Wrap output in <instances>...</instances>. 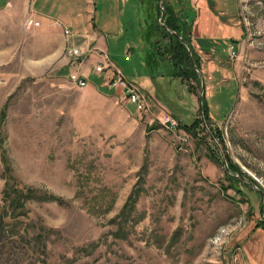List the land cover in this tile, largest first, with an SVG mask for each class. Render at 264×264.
<instances>
[{
  "label": "rangeland",
  "instance_id": "374dc122",
  "mask_svg": "<svg viewBox=\"0 0 264 264\" xmlns=\"http://www.w3.org/2000/svg\"><path fill=\"white\" fill-rule=\"evenodd\" d=\"M92 1L107 51L76 59L64 50V67L41 76H22L18 61L0 56V192L14 183L60 199L25 200L13 222L27 235L0 247V264H264V228L252 231L259 193L228 177L220 159L222 151L264 193V0H223V9L207 0L217 40L190 36L222 143L205 128L194 137L162 123L200 116V87L173 77L151 43L157 10L176 2L181 16L187 0ZM105 56L150 110L110 85L107 70L96 72ZM71 73L88 85L71 83ZM130 194L131 216L121 219ZM37 231L49 235L44 250Z\"/></svg>",
  "mask_w": 264,
  "mask_h": 264
},
{
  "label": "crops",
  "instance_id": "0c3cea01",
  "mask_svg": "<svg viewBox=\"0 0 264 264\" xmlns=\"http://www.w3.org/2000/svg\"><path fill=\"white\" fill-rule=\"evenodd\" d=\"M197 2L192 35L217 40L215 31H220V20L216 19L215 10L207 8V0ZM218 2L220 8H225L223 0ZM94 4L92 0H0V56L6 54V60L18 61L16 68L22 76H41L49 68L59 69L67 63L68 58L63 55L66 38L92 53L107 51L105 31L96 26ZM171 5L176 10V2ZM216 11L220 13V9ZM29 17L39 21V25L27 26ZM55 21L67 27L72 37H66ZM3 63L1 58L0 68L5 67ZM146 106L150 110L147 103Z\"/></svg>",
  "mask_w": 264,
  "mask_h": 264
},
{
  "label": "trees",
  "instance_id": "16d2710c",
  "mask_svg": "<svg viewBox=\"0 0 264 264\" xmlns=\"http://www.w3.org/2000/svg\"><path fill=\"white\" fill-rule=\"evenodd\" d=\"M157 7H159L158 0ZM185 8V6H184ZM158 16L161 17L162 24L158 23V29L160 32L159 39L153 40L152 47L158 57L162 60H165L168 63L170 73L173 77L180 79L183 81L187 88L193 92L194 86L192 81H194L200 87L201 76L196 71V67L200 68L201 66V58L199 54L195 51L191 43V29L192 24L195 19V10L192 8L190 10H183L182 15L178 16L174 9V6L171 5L169 8H164L162 10H157ZM190 12V13H189ZM181 13V11H180ZM189 13V14H188ZM191 15V17H189ZM185 18H184V17ZM189 17V18H188ZM175 31L178 34V37L171 36V32ZM179 37H181L185 42H183ZM236 40H231V42H235ZM190 53L192 55V60L190 59ZM63 73V72H61ZM199 110V109H198ZM203 113L206 122L211 123V118L208 114V110L206 104L204 102V93H203ZM208 125L210 130L209 133H206L208 138H211V135L217 142H223V134L217 127H212L211 124ZM179 128H182L186 133L195 137V134L198 132V129L201 128V131H206L202 126V121L200 116L196 119L192 120L189 124H181L180 122L177 123ZM224 154V153H223ZM228 167L230 171L225 169L227 176L229 177L231 171L233 174L236 172H240L237 167L231 163L230 159L227 155H224ZM214 159V157H212ZM8 168V167H7ZM235 175V174H234ZM235 180H239V178L235 175ZM143 179V178H140ZM236 192H238L236 190ZM239 193V192H238ZM40 194V195H39ZM256 194V192H255ZM32 195H35L36 200H56L60 201L58 197L52 194H48L45 191H40L38 189H34L32 187L27 186H17L14 183H5L4 188L0 192V247L4 245L8 240L14 238L16 235H27L28 229L22 227L20 225H16L13 222V219L19 218L21 216V211L24 208L25 200L32 199ZM255 196L259 197L258 194ZM249 197V196H248ZM34 199V198H33ZM133 194H130L128 200L122 206L118 217L124 219L128 216H131V209L135 202ZM250 201V198H248ZM255 199V198H254ZM252 202V201H250ZM260 210V206H259ZM261 214L264 215V202H263V211ZM256 223V228L262 227L264 228V217ZM6 218V219H5ZM52 231V230H49ZM22 232V233H21ZM49 238V235H44L43 233H39L37 231V236H35L34 241L38 247L42 250L45 249V240Z\"/></svg>",
  "mask_w": 264,
  "mask_h": 264
},
{
  "label": "built area",
  "instance_id": "2783aa9c",
  "mask_svg": "<svg viewBox=\"0 0 264 264\" xmlns=\"http://www.w3.org/2000/svg\"><path fill=\"white\" fill-rule=\"evenodd\" d=\"M26 24L30 25V26H38L39 21L34 20L33 17H29L26 20ZM55 24L59 28H61L63 34L66 37H68V38L72 37V33L70 32V30L67 27H65L60 21H55ZM67 42H68V44H66L65 50H67V53H69L71 56H74L76 59H78L79 57H81L85 53L91 52V50L89 48H85L82 51L80 46L72 45L73 43L69 42V39H67ZM230 53H232V55H233L234 51H232L230 49ZM95 69H96L97 73H100L104 70H107L110 74V76H109L110 85H112L116 88L119 87V88L123 89L125 91V93L127 94V96L129 97V99L132 102L137 103L138 109H141V110L147 109L146 102L144 100V96L140 92L139 88L136 87L131 82L127 81L124 78V76L122 75L121 71L116 66H114V64L112 62H110V60L108 59L107 56L104 57V59L100 62V64L95 67ZM69 81L78 87H82V86H85L87 84V78L84 76H80L76 73H71L69 75ZM162 123H167L169 126L177 125L175 120L173 118H170V117L166 118L164 121H162Z\"/></svg>",
  "mask_w": 264,
  "mask_h": 264
},
{
  "label": "water",
  "instance_id": "95a60500",
  "mask_svg": "<svg viewBox=\"0 0 264 264\" xmlns=\"http://www.w3.org/2000/svg\"><path fill=\"white\" fill-rule=\"evenodd\" d=\"M171 35L172 36H176L178 37V34L173 31L171 32ZM180 38V37H179ZM183 42H185L182 38H180ZM186 43V42H185ZM187 44V43H186ZM190 59L192 60V55L190 53ZM196 71L200 74L201 76V81H200V92H199V95H198V108H199V113H200V119L202 121V125L203 127L208 131H209V128L206 124V121H205V118H204V114H203V111H202V108H203V93H204V90H205V84H204V78H203V75H202V72L200 70V68L196 67ZM211 138L212 140H214L216 142V140L214 139V137L211 135ZM217 143V142H216ZM220 159H221V162L223 163V166L226 170L230 171L229 167H228V164H227V160L223 154L222 151H220ZM233 173V171H231ZM238 178H240L241 180H243L248 186H250L254 191H256L257 193H259L260 195V210L263 211V198H264V193L262 192V190L257 186L255 185L252 181H250L246 176H244L243 174L241 173H234ZM264 216V215H263Z\"/></svg>",
  "mask_w": 264,
  "mask_h": 264
},
{
  "label": "flooded vegetation",
  "instance_id": "af4514ba",
  "mask_svg": "<svg viewBox=\"0 0 264 264\" xmlns=\"http://www.w3.org/2000/svg\"><path fill=\"white\" fill-rule=\"evenodd\" d=\"M189 1L187 0V4H184V6H185V8H186V10H190V9H192L193 7L192 6H190L189 5ZM194 9V8H193ZM195 10V9H194ZM195 12H196V10H195ZM190 13V12H189ZM188 13V14H189ZM195 18H196V14H195ZM195 20V19H194ZM193 23H194V21H193ZM193 25V24H192ZM191 34H192V29H191ZM172 36V35H171ZM190 39H191V37H190ZM235 44H236V42H231V44H230V46L228 47V49H233L234 47H235ZM230 174H233V173H230ZM241 180V179H240ZM246 186H248L246 183H244ZM260 212V211H259ZM261 213V212H260ZM262 215L263 214H261V217H262ZM264 217V216H263ZM254 225V224H253ZM255 225H256V223H255ZM254 225V227L252 228V231H254L255 230V228H256V226Z\"/></svg>",
  "mask_w": 264,
  "mask_h": 264
}]
</instances>
